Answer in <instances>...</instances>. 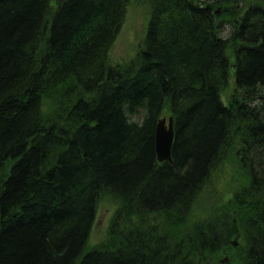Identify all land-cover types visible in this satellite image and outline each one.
Here are the masks:
<instances>
[{"label":"trees","instance_id":"obj_1","mask_svg":"<svg viewBox=\"0 0 264 264\" xmlns=\"http://www.w3.org/2000/svg\"><path fill=\"white\" fill-rule=\"evenodd\" d=\"M135 3L143 40L111 65ZM263 86L264 0H0V264H264Z\"/></svg>","mask_w":264,"mask_h":264},{"label":"rangeland","instance_id":"obj_2","mask_svg":"<svg viewBox=\"0 0 264 264\" xmlns=\"http://www.w3.org/2000/svg\"><path fill=\"white\" fill-rule=\"evenodd\" d=\"M206 1L210 2V0ZM146 11V7L139 3H135L128 7L124 24L109 51V63L111 65L123 64L133 58L136 54L137 49L143 40V35L146 29ZM262 90L264 92V86L262 87ZM232 97L233 93L225 92L221 99L224 104H227L229 98ZM165 117L168 116L165 115ZM230 172L231 169L228 165L223 172L218 173L216 177L212 178L208 190H206V196H208L207 199H205L204 202L202 200L196 210H194L197 218H202V215L205 216L210 204H212L217 198H222V200L227 201L231 197L230 191L238 183L233 180V177L231 176L233 173ZM233 184L235 186H233ZM115 209L116 205L111 200L104 199L99 203L95 221L88 240V248L98 245L105 238L109 220ZM222 260L224 261L222 264L230 263V259L226 255Z\"/></svg>","mask_w":264,"mask_h":264},{"label":"water","instance_id":"obj_3","mask_svg":"<svg viewBox=\"0 0 264 264\" xmlns=\"http://www.w3.org/2000/svg\"><path fill=\"white\" fill-rule=\"evenodd\" d=\"M173 138L174 131L172 117L158 119L154 131L155 152L158 162L172 163L171 147ZM232 246L235 247L236 242H232ZM222 263H224L223 260Z\"/></svg>","mask_w":264,"mask_h":264},{"label":"bare ground","instance_id":"obj_4","mask_svg":"<svg viewBox=\"0 0 264 264\" xmlns=\"http://www.w3.org/2000/svg\"><path fill=\"white\" fill-rule=\"evenodd\" d=\"M120 30H121V29H120ZM119 32H120V31H119ZM118 34H119V33H118ZM118 34H117V35H118ZM116 37H117V36H116ZM115 40H116V39H115ZM114 42H115V41H114ZM114 42H113V43H114ZM112 45H113V44H112ZM111 47H112V46H111ZM110 49H111V48H110ZM109 51H110V50H109ZM135 55H136V54H135ZM135 55H134V56H135ZM134 56H133V57H134ZM164 117H165V116H164ZM164 117H161V118H164ZM169 117H170V116H169ZM165 118L167 119L168 117H165ZM159 119H160V118H159Z\"/></svg>","mask_w":264,"mask_h":264}]
</instances>
